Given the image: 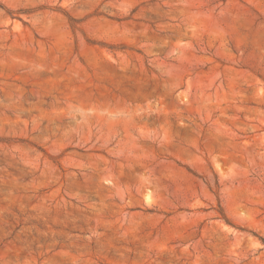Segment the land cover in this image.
<instances>
[{
    "label": "rangeland",
    "instance_id": "374dc122",
    "mask_svg": "<svg viewBox=\"0 0 264 264\" xmlns=\"http://www.w3.org/2000/svg\"><path fill=\"white\" fill-rule=\"evenodd\" d=\"M0 264H264V0H0Z\"/></svg>",
    "mask_w": 264,
    "mask_h": 264
}]
</instances>
